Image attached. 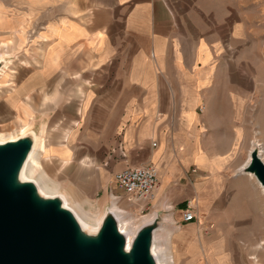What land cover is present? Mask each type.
<instances>
[{
    "label": "crops",
    "instance_id": "crops-1",
    "mask_svg": "<svg viewBox=\"0 0 264 264\" xmlns=\"http://www.w3.org/2000/svg\"><path fill=\"white\" fill-rule=\"evenodd\" d=\"M52 1L67 13L55 19L53 6L50 27L38 33L45 70L81 76L91 93L79 94L77 115L86 116L96 99L93 116L109 117L108 130L119 126L100 172L103 199L122 195L109 180L114 173L151 164L158 187L146 210L162 216L167 210L183 227H171L165 242L174 264L183 256L199 264L202 252L224 261L226 246L239 254V245L252 243L248 224L262 215L264 197L242 171L247 158L239 156L248 146L249 152L254 134L264 140V99L249 104L259 82L250 73L235 78V70L255 67L264 51V24L251 0ZM108 84L116 88L98 93ZM43 98L49 105L52 98ZM46 135L45 123L40 163L48 153ZM59 155L64 165L74 156L65 146ZM79 165L92 168L94 161L84 156ZM160 201L165 210L156 209ZM188 206L196 220L184 223Z\"/></svg>",
    "mask_w": 264,
    "mask_h": 264
},
{
    "label": "rangeland",
    "instance_id": "rangeland-1",
    "mask_svg": "<svg viewBox=\"0 0 264 264\" xmlns=\"http://www.w3.org/2000/svg\"><path fill=\"white\" fill-rule=\"evenodd\" d=\"M250 2L251 9H254L257 15H261V24H264V0H251ZM53 6L55 7L53 14L55 19L58 14L67 13L64 5L57 3L54 5L52 0H0V43L11 44L7 49L0 48V54H11L12 56L11 62L0 78V134L8 135L21 131L28 123L32 124L33 130L37 131L41 123L45 122L48 153L46 157L41 158L40 167L43 166L42 169L49 178L60 185L61 192L68 190L75 200L84 201L86 210L91 205L99 212L105 213V208L111 206L112 198L108 196L103 199L105 181H102L100 172L107 168L103 163L106 151L113 147L121 135L119 126L108 130L106 121L109 117L93 116L95 112L93 109H96L99 104L96 99L90 102V109L86 116L77 115V108L81 104L80 95L91 93L88 85H83L81 76L72 77L70 75L72 70L67 68L55 70L53 73L50 69L45 70L42 64L44 58L40 55L42 49L38 46L41 35L38 33L42 27L45 29L50 27L49 18L53 12ZM42 16L47 19L41 20ZM260 60V62H254L255 67L253 68L235 70V78L238 77L239 72H243L244 79L246 74L250 73L259 82V91L249 103L251 108L257 107L258 103L264 99V51ZM115 88V85H102L98 93ZM27 95L29 100L25 101ZM45 95H48L49 99L52 98L48 106L42 105ZM74 121H78L79 125L75 126ZM255 129L252 131L255 132ZM66 133L69 134V138L65 140L64 134ZM257 138L254 135L252 142ZM61 146L68 147L73 152L74 156L69 164L64 165L60 161ZM248 149L249 146L239 150L242 161L248 158ZM84 156L94 161V167L84 168L79 165V161ZM117 165L118 163H114L113 166ZM113 176L109 180L113 181ZM109 180L107 182L111 185ZM261 200L262 215L257 221L248 224L251 227L252 243L239 245L240 250H237L239 254L234 252L232 246H226V260L224 261L216 260L217 255L202 252L199 264H264V244L259 249L254 248L260 242H264V197L262 195ZM119 204L120 209L132 214V219H135L136 224L141 223L145 215H156L154 208L138 212L129 206L125 198ZM162 204L161 201L158 202L156 209L165 210ZM167 214L169 211L166 210L164 216ZM160 216V226H168V223L163 224V216ZM173 226L183 228L175 218ZM170 228L171 226L166 230L170 231ZM193 239H195L193 234L190 237L185 236V241ZM184 245V241L183 243L178 242L177 247L182 250ZM251 257H256L257 260L254 261ZM171 263L174 264L173 261ZM178 264H195V261L183 256Z\"/></svg>",
    "mask_w": 264,
    "mask_h": 264
},
{
    "label": "water",
    "instance_id": "water-1",
    "mask_svg": "<svg viewBox=\"0 0 264 264\" xmlns=\"http://www.w3.org/2000/svg\"><path fill=\"white\" fill-rule=\"evenodd\" d=\"M31 145L28 137L0 144V264H155L151 245L160 214L137 231L130 249L109 208L98 233L85 234L59 199L43 198L32 183L19 181ZM242 171L264 187L257 148Z\"/></svg>",
    "mask_w": 264,
    "mask_h": 264
},
{
    "label": "bare ground",
    "instance_id": "bare-ground-1",
    "mask_svg": "<svg viewBox=\"0 0 264 264\" xmlns=\"http://www.w3.org/2000/svg\"><path fill=\"white\" fill-rule=\"evenodd\" d=\"M10 46V43H0V48L3 49H7ZM11 57V54H0V78L11 62ZM44 124L45 123L42 122L39 130L37 131L33 130L32 124L28 123L27 126L21 131H17L15 133L13 132V134L8 135L0 134V144H4L10 141H16L24 137L30 138L32 143L31 149L22 168L20 169L18 175L19 181L32 183L35 186L37 193L43 198L59 199L62 207L73 214L81 230L89 236H95L101 228L106 212L101 213L91 205H89L90 208L86 210L84 201L75 200L72 196L73 194L71 195L68 190L61 192L60 185L56 184L52 179H50L49 176L40 167L39 158L42 154ZM254 135L256 136V134ZM254 148L258 149V156L264 162V140L258 141L257 138L252 142L251 148L248 152L246 164L250 160V152ZM247 174L257 182L252 174ZM257 184L261 189L260 191L264 193V187L258 182ZM119 206V202L112 199L111 206L109 207V212L114 216L116 222L118 223V232L124 236L126 241V248L130 249L137 231L141 227L151 224L156 219V215L152 214L150 216L142 217L141 223L136 224L135 219H132V214H130L129 211L120 209ZM162 221L163 224L168 223V226H159L154 230L152 235L151 254L154 258L155 264H173L171 263V256L167 251L165 240L167 238V235L170 233V231L166 229L170 226L174 227V223L171 222L172 220L170 215L163 216ZM175 229L178 230L179 228ZM160 239H162V241ZM254 258L256 259V257Z\"/></svg>",
    "mask_w": 264,
    "mask_h": 264
},
{
    "label": "built area",
    "instance_id": "built-area-1",
    "mask_svg": "<svg viewBox=\"0 0 264 264\" xmlns=\"http://www.w3.org/2000/svg\"><path fill=\"white\" fill-rule=\"evenodd\" d=\"M113 182L121 190L122 195L110 197L119 203L124 198L127 199L129 204L141 213L147 209V202L152 201L155 196L158 170L151 164L125 168L114 174ZM181 216L184 223L196 220L195 212L190 206L182 211Z\"/></svg>",
    "mask_w": 264,
    "mask_h": 264
}]
</instances>
